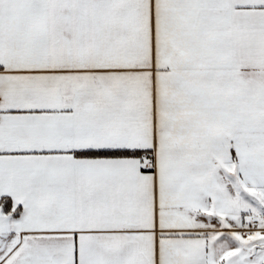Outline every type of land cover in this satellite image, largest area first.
<instances>
[{
    "label": "snow or ice",
    "instance_id": "1",
    "mask_svg": "<svg viewBox=\"0 0 264 264\" xmlns=\"http://www.w3.org/2000/svg\"><path fill=\"white\" fill-rule=\"evenodd\" d=\"M0 264H264V0H0Z\"/></svg>",
    "mask_w": 264,
    "mask_h": 264
}]
</instances>
